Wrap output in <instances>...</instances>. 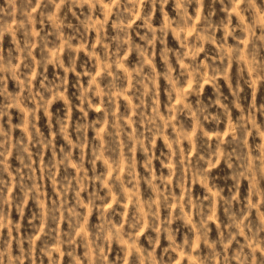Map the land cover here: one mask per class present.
<instances>
[{"label":"clouds","instance_id":"1","mask_svg":"<svg viewBox=\"0 0 264 264\" xmlns=\"http://www.w3.org/2000/svg\"><path fill=\"white\" fill-rule=\"evenodd\" d=\"M0 264H264V0H0Z\"/></svg>","mask_w":264,"mask_h":264}]
</instances>
